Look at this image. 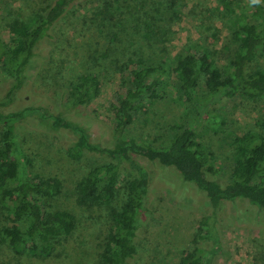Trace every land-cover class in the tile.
I'll return each mask as SVG.
<instances>
[{"label": "rangeland", "instance_id": "1", "mask_svg": "<svg viewBox=\"0 0 264 264\" xmlns=\"http://www.w3.org/2000/svg\"><path fill=\"white\" fill-rule=\"evenodd\" d=\"M49 1L0 0L1 34L6 35V22L10 19L18 15L19 19L25 20L40 12ZM119 1L135 4L136 11L122 17L118 27L111 26L117 17L110 10V0L71 3L50 29L43 45L36 50L37 60L33 62L32 74L26 81L39 94L48 96L45 103L49 111L63 112L66 119L87 116L101 124L88 130L90 142L101 147L112 145L110 133L116 100L129 83L127 73L131 65L126 59L135 61L138 49L148 53L146 41L133 31L135 18L150 21L161 29L160 35H153L147 42L153 49L161 48L165 57H172L182 47L199 44L215 50L220 59L218 64H221L227 62L234 45L230 19L245 15L256 23L258 17L264 15V0ZM223 2L229 5L233 16L226 14ZM106 9L109 14L105 16L101 12ZM142 28L140 24V34ZM112 34L115 37L111 39ZM162 36L165 42L158 44ZM261 58L263 63L259 65L264 67V56ZM82 73L96 76L97 95L90 103L66 109L65 98L60 95L68 83ZM163 88L164 97L144 103L122 136L164 146L176 130L191 128L195 140L214 156L206 164L207 177L221 183L228 182L235 160L234 139L245 133L264 137V99L251 101L239 93L230 98H212L199 83L194 101H185L172 80H167ZM7 90L0 74V97ZM30 100L23 90L19 91L6 111L15 110ZM19 128L20 148L32 160L29 177L59 181V194L45 199V203L50 210L69 212L75 219V229L67 241L57 246L46 259L25 254L15 256L2 247L0 264H97L111 209L118 211L125 202L123 188L127 181L136 178L135 171L127 163L118 167L117 189L111 205L82 207L76 202L77 183L109 160L87 154L75 161L69 159L65 150L74 138L68 131L49 130L37 135V131H29L26 126ZM130 157L132 162L147 171L150 183L139 215L137 254L130 264H180L185 255L195 249L209 252L206 264H264L263 210L241 199L222 202L214 213V241L212 234L201 226L210 215V206L203 193L183 183L173 169L157 163L150 165L136 155Z\"/></svg>", "mask_w": 264, "mask_h": 264}, {"label": "trees", "instance_id": "2", "mask_svg": "<svg viewBox=\"0 0 264 264\" xmlns=\"http://www.w3.org/2000/svg\"><path fill=\"white\" fill-rule=\"evenodd\" d=\"M76 1L82 0H50L40 12L25 20L19 19L17 14L8 19L6 35L0 32V74L8 87L6 94L0 97V248L15 256L25 254L31 258L46 259L57 246L67 241L75 229V219L69 212L50 210L51 207L45 203V199L59 194V181L55 178L32 180L29 177L32 160L20 148L17 134L20 126L37 131V135L49 130L68 131L74 138L65 150L71 160H78L84 154L109 160L95 167L77 183L76 202L82 207L111 205L117 189L118 167L127 163L135 171L136 178L127 181L123 188L125 202L118 211L111 209L110 223L100 244L97 264H130L137 254L139 215L150 183L147 171L132 162L130 155L142 157L150 165L157 163L173 169L183 183L203 193L210 206V215L201 226L212 234L214 241V213L222 202L246 200L264 211V137L245 133L234 139L235 160L230 179L221 183L207 177L206 164L214 156L195 140L191 128L176 130L164 146L122 136L144 103L164 97L163 86L167 80L174 82L185 101H194L199 83L212 98H230L239 93L251 101L264 99V67L259 65L263 63L260 59L264 56V15L258 17L256 23L245 15L230 19L234 45L227 62L221 64H218L220 59L215 50L199 44L182 47L172 57H165L161 48L153 49L148 44L153 35L161 34V29L150 21L135 18L133 31L146 41L148 53L138 49L135 61L126 59V63L131 65L127 73L129 83L116 100L110 133L112 145L101 147L91 143L88 134L90 128L101 124L87 116L66 119L63 112L49 111L45 103L48 96L39 94L35 87L26 84L32 74L31 66L37 60L36 50L43 45L65 9ZM222 4L226 14L233 16L229 5ZM109 6L117 17L116 22L111 23L113 27L121 26V18L136 11L135 4L130 2L110 0ZM101 14L106 16L109 11L106 9ZM140 24L143 27L141 34ZM114 37L115 34H112L111 39ZM164 42L163 36L158 39V44ZM22 90L30 96V102L6 111L14 102L15 95ZM97 92L96 76L82 73L68 83L60 98H65L66 109H74L92 102ZM208 256L209 252L195 249L187 253L180 264H206Z\"/></svg>", "mask_w": 264, "mask_h": 264}]
</instances>
